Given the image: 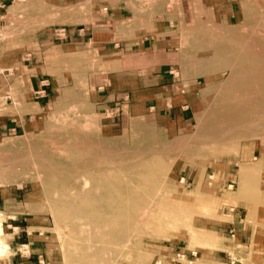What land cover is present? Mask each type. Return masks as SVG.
Returning a JSON list of instances; mask_svg holds the SVG:
<instances>
[{
    "label": "rangeland",
    "instance_id": "obj_1",
    "mask_svg": "<svg viewBox=\"0 0 264 264\" xmlns=\"http://www.w3.org/2000/svg\"><path fill=\"white\" fill-rule=\"evenodd\" d=\"M246 59L264 0H0V198L48 264H264L238 223L264 211Z\"/></svg>",
    "mask_w": 264,
    "mask_h": 264
},
{
    "label": "crops",
    "instance_id": "obj_2",
    "mask_svg": "<svg viewBox=\"0 0 264 264\" xmlns=\"http://www.w3.org/2000/svg\"><path fill=\"white\" fill-rule=\"evenodd\" d=\"M2 2L5 4V0H2ZM109 4L106 5L104 20H108L107 22L112 24V26L118 25L121 27L123 23L122 13L125 11V7L118 6L117 4L111 6ZM172 107H179L177 106L176 99H174ZM14 209H16V203L13 198H0L1 225L4 223L6 225L4 228L10 231L7 234H2L5 250L4 255L0 257V264H48L49 257L45 254L46 245L32 244L31 240H34V237L32 238L30 233L27 232L28 227L26 221L19 217V213L12 211ZM257 209L250 214L251 219L249 221L242 220L238 223H242L241 230H246L249 241L251 242L256 235L254 223H257V220L263 221L261 224L262 227H260L262 230L260 235L262 238L261 246L264 249V211L260 212ZM18 219L19 221H17Z\"/></svg>",
    "mask_w": 264,
    "mask_h": 264
},
{
    "label": "bare ground",
    "instance_id": "obj_3",
    "mask_svg": "<svg viewBox=\"0 0 264 264\" xmlns=\"http://www.w3.org/2000/svg\"><path fill=\"white\" fill-rule=\"evenodd\" d=\"M264 60H262V59H246V61H244L243 62V65H244V70L243 71H238L237 73L238 74H240V75H248L249 77H251V79H252V82H251V84H253V86H256L257 85V81L259 80V79H261V78H263V77H261L260 75H259V71H258V66L260 65V63H262ZM261 67V66H260ZM264 69V68H263ZM236 76H237V74H236ZM246 79V78H245ZM264 79V78H263ZM237 81H238V79H237ZM256 87H258V85L256 86ZM263 88V91H264V85H260V87H259V91L261 92V89ZM255 89H257V88H255ZM257 91V90H256ZM253 92V93H251V99L252 100H254L255 102H256V104L259 106V104L261 105V103L264 101V96H262V95H260V94H258V92ZM84 200V199H83ZM115 201V200H114ZM126 201V200H125ZM84 203H85V201H83ZM80 203V202H79ZM83 203V204H84ZM87 203V202H86ZM85 203V204H86ZM114 203V202H113ZM90 205H91V203H90ZM117 205V204H116ZM82 206V205H81ZM114 206V205H113ZM109 207V206H108ZM125 208V207H124ZM123 207H122V205L121 206H118V207H114L113 208V214H112V216H110V217H107V215H106V217H107V226H109V228L111 229H113V231H115V230H117V227H118V225H116V224H114V221H115V219L117 218V217H120L121 216V214H122V212L124 213V211H126V209H124ZM77 209V208H76ZM88 209V208H87ZM77 211V210H76ZM110 211V210H109ZM108 211V212H109ZM78 212V211H77ZM76 212V213H77ZM79 212H81V211H79ZM78 212V213H79ZM107 212V213H108ZM127 212H129V211H126L125 213H126V215H127ZM89 215V214H88ZM87 215V216H88ZM109 215V214H108ZM114 215H117L116 217H113ZM123 215V214H122ZM92 217V219L94 218L93 217V215L91 216ZM99 219V218H98ZM103 219V218H102ZM94 220H96V219H94ZM93 221V220H92Z\"/></svg>",
    "mask_w": 264,
    "mask_h": 264
}]
</instances>
